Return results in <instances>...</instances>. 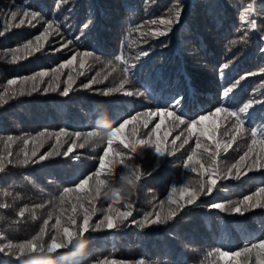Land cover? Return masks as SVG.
Here are the masks:
<instances>
[{
	"label": "trees",
	"instance_id": "16d2710c",
	"mask_svg": "<svg viewBox=\"0 0 264 264\" xmlns=\"http://www.w3.org/2000/svg\"><path fill=\"white\" fill-rule=\"evenodd\" d=\"M249 5L248 18L256 21V29L241 20ZM177 8L181 9L179 22L165 36L144 35L162 29L151 22L174 17ZM17 9L18 16L13 19L10 12ZM25 11L36 13V18L24 17ZM46 29L45 39L38 42L36 37ZM37 43L41 45L38 51ZM86 52L91 55L84 57L85 67L81 69L80 54ZM142 52L148 54L142 56ZM14 56L19 58L14 60ZM74 56L72 67L62 69L53 82L52 70ZM125 67L130 68L127 77ZM42 71L49 75L37 90L31 91L29 82L23 85L26 91L21 95L20 82ZM69 75L73 84L68 94L62 95ZM125 79L127 83L121 88ZM9 80L18 83L9 85ZM52 83L58 85L56 91L50 89ZM234 85L225 100L224 89ZM109 89L119 90L104 95ZM0 96V155L5 157V171L0 173L3 243L31 238L45 227V220L49 224L44 239L49 241L56 234L52 224L60 209L69 214L72 204L78 203L77 197L85 195L75 191L76 185L90 176L89 184L94 185L98 170L106 183L99 199L93 200L96 210L90 230L82 237L86 247L78 252L75 242L68 244L51 257L56 264H98L100 260H115L117 264H217L215 249L237 251L264 239V207L251 208L242 215L210 207L223 203L230 208L244 196L264 203V196L255 195L264 188V164L251 170L242 165L239 176L233 168L248 151L252 132L258 142L264 140V0H0ZM180 98L175 112L183 124L174 125L167 117L145 116L166 106L171 110L174 99ZM248 103L252 106L239 114L243 134L227 150L224 146L232 140L235 118L220 113L203 122V126L221 122L217 163L223 178L213 193L201 194L193 205L177 210L171 220L139 227L146 216L155 219L159 213L166 217L176 208L168 202L172 187L179 189L189 179H200L185 168L197 142L187 125L217 107L239 111ZM132 116H137V121L125 126L123 138L149 143L137 144V151L132 152L115 141L114 150L123 153L124 160L110 154L109 161L116 162L101 170L107 133ZM157 124L161 127L153 132ZM62 129L67 135H61L59 154L37 163H19L25 151L31 157L33 144L25 145V139L31 141L42 132L52 134L42 137L37 156L31 158L38 160L53 151L57 143L54 133ZM90 133L95 135L85 143ZM200 140L216 150L212 142L203 137ZM74 141L73 152L64 155ZM157 142L165 154L155 152ZM261 148L264 146L256 151ZM125 174L135 182L134 188L128 185L131 194L118 200L106 196L110 188L122 185ZM66 188L74 191L61 205ZM93 196L94 189L83 203ZM110 205L132 215L115 229H97ZM77 219L82 222V215ZM0 264L17 261L0 253Z\"/></svg>",
	"mask_w": 264,
	"mask_h": 264
},
{
	"label": "snow or ice",
	"instance_id": "6c2138e0",
	"mask_svg": "<svg viewBox=\"0 0 264 264\" xmlns=\"http://www.w3.org/2000/svg\"><path fill=\"white\" fill-rule=\"evenodd\" d=\"M251 10V5H249L248 9L245 10V13L241 16L242 21H246L249 26L252 29H256V21L254 19L249 20L248 18V12ZM19 9L15 11H11L10 15L13 19H15L18 16ZM24 17L31 16L33 19L36 18V13H29L25 11L23 13ZM181 16V9L177 8L175 11L174 17H165L160 18L158 21L153 20L152 24H158L162 26L161 28H157L154 31H151L149 33H145L144 35H150L152 38H159L161 36H165L168 31L171 30V27L174 23L179 22V18ZM30 22V21H29ZM24 23V20L21 19V24ZM51 27V24L49 25ZM47 29L45 30V33H41L36 37V40L38 42L43 41L46 37ZM27 47V46H26ZM41 47L40 43H37L36 50L38 51ZM147 52H142L141 55L145 56L147 55ZM90 52L81 53L80 54V67L83 69L85 67V61L84 57L90 56ZM19 57L14 56L13 59H18ZM76 59L74 56L71 60L67 61L66 63H62L59 65L58 68H55L52 70V80L53 82L57 81L60 76V71L64 68H71L73 61ZM122 57H117V60H122ZM225 68L228 67L227 64L224 65ZM125 76L127 77L130 68L125 67L124 69ZM48 72H39L33 77H27L23 81H21V91L20 94H25V89L23 87L24 84H27L31 82V91H36L38 88L39 83L42 81V79L45 76H48ZM244 77H241L243 79ZM95 82V81H93ZM18 82L17 80H9V85H16ZM127 83V79L121 82V88H123V85ZM66 86L63 89L62 95H67L72 84H73V77L69 75V78L67 81H65ZM58 85L55 83L50 84V89L52 91L57 90ZM85 87H90V85H85ZM234 87H228L224 89L223 96L225 100L229 97V95L233 92ZM49 89H45V92H47ZM119 89H109L105 91L103 94L108 95L111 91H117ZM27 94H30L28 92ZM128 95H132L131 92L127 93ZM13 95H15V92H13ZM0 100H3V96H0ZM182 98L180 99H174V101L171 104V110L169 106H166L164 108H158L155 111H150L145 114L146 117H153V116H161V117H167L169 119V122L172 124H176L177 122L179 124H183L184 120L181 118L180 115H177L175 112V108L179 105ZM252 105L251 103L245 104L243 107L239 108V111H230L227 106L224 107H217L214 112L209 113L208 115H201L198 120H192L187 125V131L190 135H196L197 136V142L196 147L193 149V152L190 156H188L187 161L185 163V168L190 169L192 173H196L200 179L198 180H187L186 183L183 184V186L179 187L177 189L176 187L171 188V192L168 195V202L170 204H175L176 208L172 209L166 217H162L159 213L156 214L155 219H149L148 216L145 217L144 221L139 223V227L143 228L146 224H157V223H164L165 220H171L176 214L177 210H182L185 205H193L198 197L201 194H212L214 189L218 186V181L223 178V173L220 168V166L217 163V157L219 156V151L221 148L220 143L217 141V131L221 127V122L216 121L213 124H210L208 126H203V122L209 120L212 117H216L220 113L225 114V118L227 117H234L236 123L234 124L235 132L232 136V140L224 146L225 150L230 148L232 146V142L237 139L238 135H242L244 128H243V122L240 118L239 114L245 113L248 108H250ZM137 121V116H132L131 119H126L123 121V123H120L118 127L112 128L111 131L107 133V146L104 149V155L101 157L100 160V169L103 170L108 166L110 168L112 163H115L116 161L113 159L112 161H109L108 157L110 154L113 156L119 155L121 161L124 160L123 153H117L115 152L114 148V142L119 140V143L123 145L124 148H130L132 152L137 151V144L145 145L149 143L148 141L139 140V141H131L123 138V133L126 125L133 124V122ZM148 123V120L145 119V124ZM164 123V121H161V124ZM161 124H157L156 128H154L152 131L155 132L157 129L161 127ZM135 132V129H134ZM227 134V133H225ZM45 135H52L47 133H40L38 137L32 138V140L25 139L23 143L25 145H28L29 143L33 144L31 157L28 155L27 151L24 153V159L19 161V163L27 165L30 160L32 163H37L39 161H42L44 159H47L51 155L59 154V148L61 144V135H67V133L62 129L60 132L54 133V135L57 138L56 145L53 146V151L46 153L44 155H40L38 160H32V157L37 156V150L39 147L43 144V139ZM95 135V133H90L88 137H85V143L88 142V139L91 138V136ZM168 133H165V136H167ZM79 136V134H77ZM203 137L207 141H210L215 146V151L211 150V146L208 143H201L200 138ZM252 141L249 145L248 151H246L243 155L240 156L239 161L235 165H233V168L236 169L237 175L240 174V167L243 165L244 167L251 170L253 167H259L260 165L264 164V148H261L260 152L256 151V148L258 146H264V140L257 141L256 134L252 132ZM13 138L8 137V141L12 142ZM174 142V141H173ZM188 141L185 140L184 143H187ZM76 146L75 141L73 142V146L68 148V151L64 153V155H68L69 153H72L74 150V147ZM84 145H80V147H83ZM155 152L158 154H165L164 149L161 147L160 142H157L155 144ZM169 155L171 153H168ZM200 156L201 158L198 159L197 157ZM9 157H11V152H9ZM4 160L5 157L3 155H0V173L5 171L4 166ZM251 160L252 163L248 164L247 162ZM11 162V161H10ZM132 171V170H130ZM231 172L229 171V175ZM207 176V179L205 180L204 177ZM102 171H97L95 173V184L90 185L89 181L92 180V177H88L84 180H81L79 184L76 185L75 191L79 193H84V196H78L77 201L78 203H73L70 209L69 214L65 215V209H60V214L57 216L55 223L52 224V228L55 229L56 234L52 235L49 241H45L44 236L46 232L47 225L49 224V220L44 221L45 227H42L36 235L32 236L29 239H25L22 242H12L8 241L7 243H3V237H0V253L13 256L14 259L17 261V264H26V261H29V264H41L40 259H31V258H37V257H43L45 254L52 257L54 254L58 252L60 249H64L68 246L70 243H74L77 239H82L84 234L90 230V221L92 219V215L95 213V204L93 203V200H98L101 192V188L105 185L106 181L105 179L101 178ZM137 179H140L139 176H137ZM131 182V181H130ZM95 191V196L91 197V199H88V203L85 204L83 201L89 197L91 190ZM74 190L71 188H66L64 190V194L61 196V205H63L66 202V198L69 193L73 192ZM177 192L179 193V199L176 198ZM256 197L264 196V188H261L258 190V192L255 194ZM120 197L118 196L116 199L118 200ZM126 199V197H124ZM68 203H71L70 200L67 201ZM211 208L218 209L220 211H228L230 210L234 214H244L245 211L256 208V207H264V203H261L259 200H254L253 196H244L243 199L235 206H230V208H226L223 203H212L210 205ZM125 208L130 209V204H125ZM23 211L20 213L21 216H23ZM82 215V222L78 223V217ZM132 215V212L129 210H120L118 208H113L111 205L108 208L107 214L104 215L103 220L97 222L96 228L99 229L101 226L106 227L108 230H112L117 228L118 226L125 223V221L128 220V218ZM215 253H218V259L217 264H220L221 261H223V264H264V239H259L255 243H251L250 245H247L237 251H223L219 248L214 250ZM209 255H213V253H209ZM28 257L27 260H24L23 258ZM98 264H117L115 260H100Z\"/></svg>",
	"mask_w": 264,
	"mask_h": 264
},
{
	"label": "clouds",
	"instance_id": "9594fccd",
	"mask_svg": "<svg viewBox=\"0 0 264 264\" xmlns=\"http://www.w3.org/2000/svg\"><path fill=\"white\" fill-rule=\"evenodd\" d=\"M123 181L122 185L119 188H110L108 192L105 193L106 196H111L117 198L118 196L127 197L131 194L132 188L135 187V182L129 178L127 174L121 177ZM131 181V182H130ZM131 184L132 188L128 187ZM77 245L78 252H82L86 247V242L83 239H77L75 241ZM31 259H40L41 264H56V261L53 260L50 256L45 254L43 257L31 258ZM26 264H29V261H26Z\"/></svg>",
	"mask_w": 264,
	"mask_h": 264
}]
</instances>
